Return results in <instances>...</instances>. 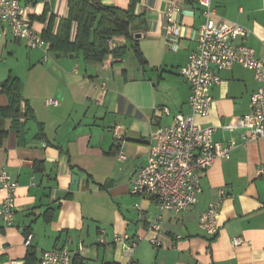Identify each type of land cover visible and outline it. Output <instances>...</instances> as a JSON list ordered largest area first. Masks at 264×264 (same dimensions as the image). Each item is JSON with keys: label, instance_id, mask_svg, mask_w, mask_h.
<instances>
[{"label": "crops", "instance_id": "obj_1", "mask_svg": "<svg viewBox=\"0 0 264 264\" xmlns=\"http://www.w3.org/2000/svg\"><path fill=\"white\" fill-rule=\"evenodd\" d=\"M168 1L140 0L135 7V14L146 19L136 39L144 65L124 37H115L117 47L129 48L121 59L107 55L103 62L92 63L50 53L44 61L43 50L27 49L0 24V90L14 79L21 95L19 117L0 116V172L17 184L13 225L0 223V264H24L32 246L39 259L42 251L73 249L77 242L84 250L72 264H264V177L256 174L264 167V138L243 140L239 131L222 129L250 112V96L257 87L251 71L238 65L221 71L220 83L211 89L209 114L196 118L203 126L216 127L213 142L225 146L233 139L235 146L228 159H215L202 174L201 192L191 209L180 215L162 212L155 234L147 230L156 213L154 203L130 193V181L146 162L155 126L169 125L177 114L190 112V86L179 69L195 50L204 18L194 0H175L180 12L173 20L179 35L168 40ZM18 2L28 8L32 27L41 36L48 29L56 35L60 20L68 15L67 0ZM100 3L126 10L130 0ZM212 8L218 20L249 29L246 45L257 57L264 56V0H212ZM76 30L72 22L70 42ZM135 34L130 32L133 38ZM46 99L59 105L46 106ZM7 106L0 91V109ZM164 108L168 114L161 112ZM220 190L224 198L217 233L209 236L198 218L219 200ZM101 229L106 245L98 244ZM114 234L142 237L132 259L113 243ZM234 238L241 244L233 246Z\"/></svg>", "mask_w": 264, "mask_h": 264}, {"label": "built area", "instance_id": "obj_2", "mask_svg": "<svg viewBox=\"0 0 264 264\" xmlns=\"http://www.w3.org/2000/svg\"><path fill=\"white\" fill-rule=\"evenodd\" d=\"M194 2L201 7L204 22L197 31L195 50L179 69V74L190 86V112L177 114L169 125L155 126L150 136L146 162L130 181V193L149 198L156 207V213L147 226V230L155 234L159 232L162 212L180 215L191 209L201 192L202 174L215 159H228L235 146L233 139L225 146L213 142L212 134L216 127L196 122L197 117H206L212 108L211 89L220 83L221 71L238 65L251 71L257 83L250 96V112L231 119L222 129L239 131L243 140L264 138V56L257 57L253 49L246 45L249 29L235 22L218 20L212 8V0ZM178 12L180 9L175 0H169L164 27L168 40L179 35L178 24L173 20V15ZM0 24L13 37L21 40L27 49L43 50L44 61L50 58L49 44L33 29L28 8L21 7L18 0H0ZM107 44L110 50L116 48L115 37L107 40ZM167 46L172 50L177 48L172 41H168ZM103 87L104 84L101 90ZM44 104L55 107L59 102L46 99ZM161 112L168 114L165 108ZM115 137L119 138V135L115 134ZM119 157L124 158L122 154ZM256 174L264 177V167L258 168ZM16 187V182L10 180L5 171H1L0 223L5 228L11 227L14 222ZM223 198L224 192L220 190L219 200L199 214V227L209 236L217 233V217ZM104 233L101 229L98 244L108 243ZM31 240L32 236L27 235L24 244L31 246ZM112 241L120 245L125 255L132 259L142 237L133 239L128 235L114 234ZM149 243L155 247L160 244L156 239H149ZM231 243L238 246L241 239L234 238ZM83 250L84 245L80 242L73 249L64 246L45 250L41 252L37 264H72L73 259Z\"/></svg>", "mask_w": 264, "mask_h": 264}, {"label": "trees", "instance_id": "obj_3", "mask_svg": "<svg viewBox=\"0 0 264 264\" xmlns=\"http://www.w3.org/2000/svg\"><path fill=\"white\" fill-rule=\"evenodd\" d=\"M140 0H130L126 10L106 7L100 0H67L68 15L59 22L56 35H52L50 29L42 35L43 40L49 44V52L53 55L80 56L85 62L101 63L107 55L114 59H121L130 48L136 60L144 65L138 40L130 35L146 28L144 15H136L135 7ZM72 22L77 23V30L73 42L69 41ZM113 37H124L130 41L127 46L109 49L107 40ZM0 90L8 100L6 109H0V116L15 119L19 117V103L21 100L20 83L10 79L1 85ZM28 112V108L26 113ZM24 115H27V114ZM15 124L13 127L15 128ZM42 129V127L40 126ZM3 136V131H0ZM33 246L28 249L24 258V264H37ZM76 260V257L73 261ZM73 263V262H72Z\"/></svg>", "mask_w": 264, "mask_h": 264}, {"label": "water", "instance_id": "obj_4", "mask_svg": "<svg viewBox=\"0 0 264 264\" xmlns=\"http://www.w3.org/2000/svg\"><path fill=\"white\" fill-rule=\"evenodd\" d=\"M140 37V34L139 33H136L135 35H134V38L135 39H138ZM55 56V58H60L62 55L61 54H56V55H54ZM64 56H66V55H64ZM72 179L73 180H75V179H77V177L76 176H72Z\"/></svg>", "mask_w": 264, "mask_h": 264}]
</instances>
